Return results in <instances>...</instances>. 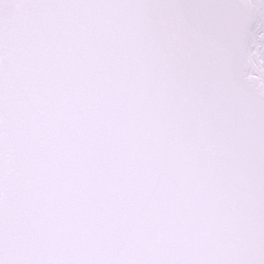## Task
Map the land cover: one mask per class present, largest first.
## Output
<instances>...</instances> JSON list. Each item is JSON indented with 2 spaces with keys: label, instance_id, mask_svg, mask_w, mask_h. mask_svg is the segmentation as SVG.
<instances>
[{
  "label": "snow or ice",
  "instance_id": "obj_1",
  "mask_svg": "<svg viewBox=\"0 0 264 264\" xmlns=\"http://www.w3.org/2000/svg\"><path fill=\"white\" fill-rule=\"evenodd\" d=\"M0 264H264V0H0Z\"/></svg>",
  "mask_w": 264,
  "mask_h": 264
}]
</instances>
